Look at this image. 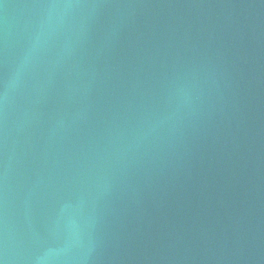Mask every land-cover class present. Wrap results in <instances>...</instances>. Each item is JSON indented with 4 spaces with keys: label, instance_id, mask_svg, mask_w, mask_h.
Segmentation results:
<instances>
[{
    "label": "water",
    "instance_id": "1",
    "mask_svg": "<svg viewBox=\"0 0 264 264\" xmlns=\"http://www.w3.org/2000/svg\"><path fill=\"white\" fill-rule=\"evenodd\" d=\"M0 264H264V0H0Z\"/></svg>",
    "mask_w": 264,
    "mask_h": 264
}]
</instances>
